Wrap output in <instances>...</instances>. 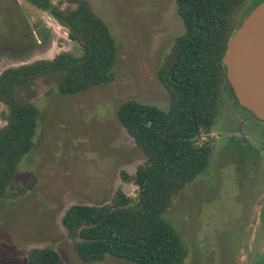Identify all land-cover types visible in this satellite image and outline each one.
Returning <instances> with one entry per match:
<instances>
[{
  "label": "rangeland",
  "instance_id": "1",
  "mask_svg": "<svg viewBox=\"0 0 264 264\" xmlns=\"http://www.w3.org/2000/svg\"><path fill=\"white\" fill-rule=\"evenodd\" d=\"M88 1L116 41L115 81L67 96L36 82L42 119L35 148L0 198V264H28L33 249L46 247L67 264H136L112 256L82 261L62 219L71 206L104 204L117 190L138 197L121 173L134 177L146 156L116 113L131 100L169 110L157 71L185 27L176 0ZM260 1L245 0L237 20ZM62 52L82 55L49 13L30 0H0V74ZM244 112L223 87L213 127L199 140L210 143L209 166L164 215L188 250L185 264H264V122ZM6 115L0 103V129Z\"/></svg>",
  "mask_w": 264,
  "mask_h": 264
},
{
  "label": "trees",
  "instance_id": "2",
  "mask_svg": "<svg viewBox=\"0 0 264 264\" xmlns=\"http://www.w3.org/2000/svg\"><path fill=\"white\" fill-rule=\"evenodd\" d=\"M256 4L257 7L261 2ZM68 30L82 55L62 52L51 60L11 67L0 74V103L7 108L0 129V198L16 179L21 161L35 148L42 112L34 102L42 80L63 96L86 93L115 81L117 44L88 0H30ZM63 4L68 6L63 9ZM185 32L177 37L157 71L169 96V110L136 101L122 103L116 117L146 156L134 177L136 199L117 190L98 205L76 204L62 225L79 258L87 263L106 256L136 264H185L188 250L164 218L175 198L208 168L210 143L199 144L213 127L222 88L230 90L224 57L235 31L253 9L236 15L245 0H176ZM241 107V106H240ZM246 110V109H245ZM24 193V192H23ZM28 264H67L52 247L33 249Z\"/></svg>",
  "mask_w": 264,
  "mask_h": 264
},
{
  "label": "water",
  "instance_id": "3",
  "mask_svg": "<svg viewBox=\"0 0 264 264\" xmlns=\"http://www.w3.org/2000/svg\"><path fill=\"white\" fill-rule=\"evenodd\" d=\"M223 62L239 105L264 122V1L235 31Z\"/></svg>",
  "mask_w": 264,
  "mask_h": 264
},
{
  "label": "flooded vegetation",
  "instance_id": "4",
  "mask_svg": "<svg viewBox=\"0 0 264 264\" xmlns=\"http://www.w3.org/2000/svg\"><path fill=\"white\" fill-rule=\"evenodd\" d=\"M235 103H236V102H235ZM241 108H242L243 110H245L243 107H241ZM245 111H246L248 114H250L252 117H254L249 111H247V110H245ZM244 113H245V112H244ZM247 113H245V114H247ZM248 114H247V115H248ZM251 116L248 115L249 118H251ZM254 118H255V117H254ZM236 145H238V144L236 143Z\"/></svg>",
  "mask_w": 264,
  "mask_h": 264
},
{
  "label": "built area",
  "instance_id": "5",
  "mask_svg": "<svg viewBox=\"0 0 264 264\" xmlns=\"http://www.w3.org/2000/svg\"><path fill=\"white\" fill-rule=\"evenodd\" d=\"M63 27V26H62Z\"/></svg>",
  "mask_w": 264,
  "mask_h": 264
}]
</instances>
